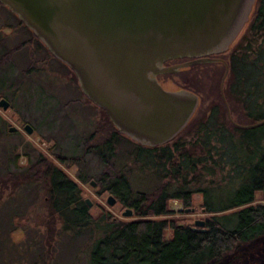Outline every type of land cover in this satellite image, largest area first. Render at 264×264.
Masks as SVG:
<instances>
[{
    "label": "trees",
    "instance_id": "1",
    "mask_svg": "<svg viewBox=\"0 0 264 264\" xmlns=\"http://www.w3.org/2000/svg\"><path fill=\"white\" fill-rule=\"evenodd\" d=\"M228 58L227 103L220 94L219 101L201 115L197 111L169 143L142 145L119 132L101 109L106 122L97 128L96 143L89 147L103 162L98 173L99 193L113 194L122 206L132 209L135 219L122 220L106 210L92 215L79 184L42 155L24 170L8 168L2 173L0 198L3 187L14 190L44 182L47 249L59 234L58 220L64 233L89 231L86 264H264V203H254L260 191L264 199V122L253 128L238 125L264 120V0L256 1L245 32ZM2 121L0 116V135L9 132ZM120 138L132 145L128 152L133 164L117 168ZM7 152L8 160L18 161L20 155L14 154V148ZM136 167L150 169V176L163 181L152 190L134 188L131 177ZM86 168L84 163L77 175L83 183L90 178L84 173ZM195 193L202 195L201 206L210 215L205 219V231L168 218L176 213L170 208L171 201L179 200L185 209L191 208ZM25 217V211L9 208L6 220L0 221V264H13L10 255V261L4 257L8 246L15 249L19 263L39 264L29 259L40 256L31 244L22 245V251L10 244L12 233Z\"/></svg>",
    "mask_w": 264,
    "mask_h": 264
},
{
    "label": "water",
    "instance_id": "2",
    "mask_svg": "<svg viewBox=\"0 0 264 264\" xmlns=\"http://www.w3.org/2000/svg\"><path fill=\"white\" fill-rule=\"evenodd\" d=\"M257 0H0L76 75L83 94L103 109L119 132L147 146L171 142L197 112L199 96L167 90L157 77L229 49L248 24ZM221 81L229 72V64ZM227 103V102H226ZM0 107L11 101L0 94ZM231 116V114H229ZM261 122L241 124L253 128ZM24 129L33 133L27 123ZM9 132H16L10 126ZM96 185L95 181L91 182ZM88 206L90 199H85ZM108 203L117 198L109 194ZM193 208H186V211ZM205 212V209H202ZM124 216H133L131 208ZM196 219L193 229L206 230Z\"/></svg>",
    "mask_w": 264,
    "mask_h": 264
},
{
    "label": "rangeland",
    "instance_id": "3",
    "mask_svg": "<svg viewBox=\"0 0 264 264\" xmlns=\"http://www.w3.org/2000/svg\"><path fill=\"white\" fill-rule=\"evenodd\" d=\"M246 26L235 42L243 36ZM234 43L227 51L216 54L215 56L219 58L213 61L183 66L177 72L159 75L160 84L167 90L184 89L197 93L199 96L197 111H200L201 115L205 108L219 101L220 94L222 95L221 81L226 69L225 62L228 63ZM225 83L226 79L224 87ZM0 94L7 97L12 104L7 110L0 107L3 128L5 130L10 126L18 128V132H4L0 135V177L8 168L12 171L24 170L42 155L50 164L62 169L79 184L82 198L90 199L92 202L89 207L92 215L97 216L102 210H106L122 220L135 219L134 215H123L126 207L119 201L110 205L107 201L108 192L99 193L98 173L103 169V162L89 147L96 143L94 137L97 128L104 127L106 122L101 108L83 94L74 72L54 57L44 43L2 4H0ZM233 119H238L236 114H233ZM27 123L34 128L31 134L24 129ZM187 138L190 139L191 136ZM9 147L14 148V154L20 155L18 161L7 159ZM131 148L132 145L127 139H119L118 157L115 160L117 168L133 164L128 152ZM81 155L83 157L79 158ZM58 156L65 158L61 160ZM84 163L87 167L84 173L90 176L85 183L77 177ZM150 173L151 170L148 168L136 167L131 177L134 188L152 190L163 181L161 178L150 176ZM92 181L96 182L95 186L92 185ZM2 186L0 180V188ZM12 189L3 187V195L0 198V221L6 220L5 212L9 208L12 211H25L26 217L18 220L20 221L18 229L12 233L13 241L10 244L14 243L20 251H22L20 248L31 244L32 251L39 253L40 256L28 258L39 264H86L85 244L90 241L89 231H84L80 235L64 233L61 231L62 222L58 220L56 227L59 234L53 242V247L47 249L44 238L48 213L44 203L47 196L46 184L40 182ZM10 199L13 201H9ZM254 203H264L262 191L257 193ZM201 205L200 193H195L194 205L191 207L193 210L190 211H186L181 201L173 200L170 202V208L176 213L168 218H176L179 223L194 225L196 219H206L210 216L203 212ZM1 237L3 239L4 235ZM11 248L8 246L4 253L6 260L10 261V255L13 264H24V261L19 263L15 249Z\"/></svg>",
    "mask_w": 264,
    "mask_h": 264
},
{
    "label": "flooded vegetation",
    "instance_id": "4",
    "mask_svg": "<svg viewBox=\"0 0 264 264\" xmlns=\"http://www.w3.org/2000/svg\"><path fill=\"white\" fill-rule=\"evenodd\" d=\"M203 58H205V59H208V58H210V59H217V58H219L218 56H209V57H202V58H197V57H195V58H189V57H187V58H177V59H173V60H168V61H166L165 63H164V65H177V64H183V63H188V62H192V61H196V60H199V59H203ZM208 61H213V60H208ZM207 62V61H206ZM201 63V62H200ZM197 64V63H196ZM226 70V69H225ZM157 79H158V77H157ZM159 81V80H158Z\"/></svg>",
    "mask_w": 264,
    "mask_h": 264
}]
</instances>
